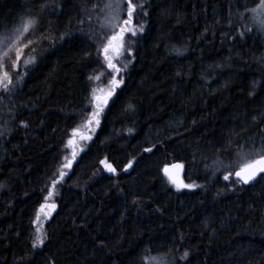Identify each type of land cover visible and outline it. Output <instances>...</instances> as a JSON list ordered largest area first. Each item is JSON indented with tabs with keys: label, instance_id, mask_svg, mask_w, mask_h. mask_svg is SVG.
<instances>
[{
	"label": "trees",
	"instance_id": "1",
	"mask_svg": "<svg viewBox=\"0 0 264 264\" xmlns=\"http://www.w3.org/2000/svg\"><path fill=\"white\" fill-rule=\"evenodd\" d=\"M106 3L0 0V35L27 16L37 29L20 43L31 62H4L0 264H264V179L235 178L264 144L258 0H133L143 31L109 49L119 72L102 51ZM178 162L197 189L168 183Z\"/></svg>",
	"mask_w": 264,
	"mask_h": 264
},
{
	"label": "snow or ice",
	"instance_id": "2",
	"mask_svg": "<svg viewBox=\"0 0 264 264\" xmlns=\"http://www.w3.org/2000/svg\"><path fill=\"white\" fill-rule=\"evenodd\" d=\"M143 7L144 5L142 3H133V0H108V3L104 5V8L107 10V14L105 16V27H108L110 30L114 31L115 34L111 35V37L108 39L107 43L102 46V51L105 55V59L108 61V66L113 68L115 71L119 72L120 69L116 68L114 64L111 63V58L108 56L109 49L118 50L119 48L123 47V41L124 36L127 33H131L133 36L136 35L138 31H143V25L140 24L139 26H133V16L137 11V8L141 10V13L146 15V13H143ZM246 12L250 14L249 18L253 22L254 25H256L259 29V31L264 32V0H258V3L255 7L248 8L246 6ZM124 13L127 16V19L121 20V14ZM243 13H241V16L243 17ZM36 24L35 19H29L25 21L21 28L17 30V34L15 37V40L10 42V46L8 47V51L4 52L3 55H0V90L3 91H10L11 86L13 85V76L10 74L9 71L5 70V60L8 58L9 52H15V59L11 61V67L12 68H18L19 64L22 59V53L23 48L20 46V41L23 37V34L28 32L31 28H33ZM118 30V31H117ZM251 31V29H249ZM240 35H244L243 32L240 33ZM31 41L29 40L28 43L24 44L23 47H27L28 44H30ZM97 51H101L100 48L97 49ZM33 58L29 57L27 62H31ZM99 79V77H89V79ZM112 84L118 85L120 82L118 81H111ZM95 93V90H94ZM112 95V92L109 91L107 96H104L103 98L99 96H95L94 98L97 101L96 110L91 113V117L87 119L86 123L88 125H91L93 123V120L95 119V122L99 124V120L96 119L98 117V114L100 111H102L103 105L107 103L108 98ZM255 119V118H254ZM75 134V133H74ZM83 139H90V137L82 136ZM69 145L74 144V141L69 140ZM146 152H151L152 148L145 149ZM73 157H75L76 153L73 151L72 153ZM67 160V157H65ZM102 164H104L105 168L109 172H116V169L112 167L111 164L107 162V158L105 160L101 161ZM66 168L71 167V162L66 163L64 165ZM128 167H131V164L128 165ZM173 167H179L182 168L183 165H174ZM127 171V169H125ZM163 171L166 174H169V168L166 166ZM264 144L261 145V153L258 154L256 158L251 159L249 162L245 163L241 168L240 171L235 173V176L238 178L240 182L243 184H250L251 182L255 181L257 177H260L261 179H264ZM65 173L61 171L59 173V180H62ZM171 178V177H170ZM229 177L225 176L224 179L227 180ZM59 180H54L52 182L51 187L55 189L56 184L59 183ZM172 182L177 184V187H184V188H191L194 187V185L189 184H183L182 181H177L175 178H172ZM51 195V193H50ZM51 208H55V204L51 205ZM45 241V235L44 233H39L36 235V238L33 240V247H40L44 244ZM188 256V253L186 252L184 254V257L186 258ZM152 260L155 262V264H161V262L157 258H152Z\"/></svg>",
	"mask_w": 264,
	"mask_h": 264
},
{
	"label": "rangeland",
	"instance_id": "3",
	"mask_svg": "<svg viewBox=\"0 0 264 264\" xmlns=\"http://www.w3.org/2000/svg\"><path fill=\"white\" fill-rule=\"evenodd\" d=\"M29 19H32V18L27 16V17H23L19 20H16L15 22H12L11 24L15 23L13 25V27H11V29L9 28V30L7 32H5L3 35H0V55H3L4 52L8 51V47L10 46V42L15 40L17 30L20 29L22 24ZM36 30L37 29H36V24H35V26L33 28H31L28 32L23 34V37H22L20 43H22V41L25 40L26 38H28L29 36L33 35L36 32ZM112 50L114 52L118 51V50H114V49H112ZM27 61H28V59H24V57H22L21 64L25 65L27 63ZM5 70H6V67H5ZM175 165H183V167L179 168V167H173L174 165H167V167L169 168V174H166L165 172L164 173H165V176H166L168 183L174 189H176L178 191H184V190L191 191V190L197 189L199 186L198 183H188L185 179V164L183 162H178ZM127 168H129V167H127ZM172 178H175L178 182L182 181L183 184L194 185V187H191V188L180 187V188H178L177 184L172 182Z\"/></svg>",
	"mask_w": 264,
	"mask_h": 264
},
{
	"label": "water",
	"instance_id": "4",
	"mask_svg": "<svg viewBox=\"0 0 264 264\" xmlns=\"http://www.w3.org/2000/svg\"><path fill=\"white\" fill-rule=\"evenodd\" d=\"M238 171H240V169L237 170L236 172H238ZM235 177H236V176H235ZM236 178H237V177H236ZM258 178H259V177H257V179H258ZM237 179H238V178H237ZM257 179H256V180H257ZM256 180H255V181H256ZM253 182H254V181H253ZM253 182H251L250 184H252ZM250 184H246V185H250Z\"/></svg>",
	"mask_w": 264,
	"mask_h": 264
}]
</instances>
